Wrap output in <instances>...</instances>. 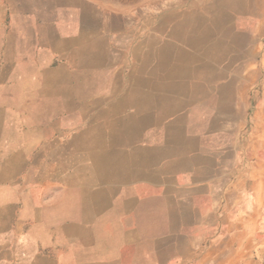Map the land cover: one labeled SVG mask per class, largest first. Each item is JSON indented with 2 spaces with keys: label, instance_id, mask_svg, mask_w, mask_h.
<instances>
[{
  "label": "crops",
  "instance_id": "obj_1",
  "mask_svg": "<svg viewBox=\"0 0 264 264\" xmlns=\"http://www.w3.org/2000/svg\"><path fill=\"white\" fill-rule=\"evenodd\" d=\"M217 1L0 0V264H264L260 19Z\"/></svg>",
  "mask_w": 264,
  "mask_h": 264
},
{
  "label": "rangeland",
  "instance_id": "obj_2",
  "mask_svg": "<svg viewBox=\"0 0 264 264\" xmlns=\"http://www.w3.org/2000/svg\"><path fill=\"white\" fill-rule=\"evenodd\" d=\"M138 2V0H128V2ZM220 4V5H219ZM246 3L242 0H236V2H234V0H220L217 2H208L206 9L207 11L210 10L211 12H214L216 10V8H223L224 5H230L232 7V9H235L236 11H239L241 13L246 12L248 8L252 9L255 11L256 14V18L260 19L259 22L256 23V30H258V35L259 37L255 38V46H256V53L254 55V64L259 65L261 64V59L263 57V55L261 54V47L262 44L264 43V0H254V2L251 5H245ZM142 2L138 3V8L142 7ZM258 67L255 68V70L252 72L251 71V77H254V85L255 88H258L259 85L262 87L264 84V70L262 71L261 68H259V70L257 69ZM250 90H252V88H250ZM258 104V103H257ZM256 103H251V108L252 109L254 106L257 105ZM256 121V120H255ZM263 118L262 115L257 119V121L252 122L251 118H247L245 120V122L243 121V123L240 125L241 126L244 124V130H243V134L240 135V139L242 141H251V134L252 132L254 133H258L257 129L260 128V125L263 122ZM242 130V129H241ZM245 176V175H244Z\"/></svg>",
  "mask_w": 264,
  "mask_h": 264
},
{
  "label": "trees",
  "instance_id": "obj_3",
  "mask_svg": "<svg viewBox=\"0 0 264 264\" xmlns=\"http://www.w3.org/2000/svg\"><path fill=\"white\" fill-rule=\"evenodd\" d=\"M120 1H128V0H120Z\"/></svg>",
  "mask_w": 264,
  "mask_h": 264
}]
</instances>
